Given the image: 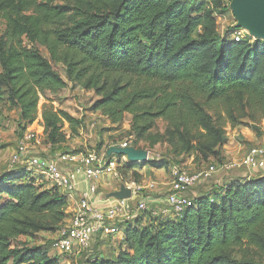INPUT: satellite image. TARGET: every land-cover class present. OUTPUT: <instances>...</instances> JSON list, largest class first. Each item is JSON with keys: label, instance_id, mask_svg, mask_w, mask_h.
I'll use <instances>...</instances> for the list:
<instances>
[{"label": "trees", "instance_id": "trees-1", "mask_svg": "<svg viewBox=\"0 0 264 264\" xmlns=\"http://www.w3.org/2000/svg\"><path fill=\"white\" fill-rule=\"evenodd\" d=\"M230 2L0 0V102L18 108L25 125L34 123L41 96L68 85L52 64L60 63L69 81L96 93L95 109L113 123L132 115L135 147L163 140L175 156L222 161L228 127L247 118L258 127L264 119V39L220 34L217 15ZM42 118L47 140L66 150L64 125L76 134L81 120L47 104ZM159 119L165 132L152 134ZM136 166L119 169L141 182ZM68 208L60 188L25 166L1 170L0 264H61L19 239L56 233ZM122 226L116 257L96 252L85 264H264V174L198 194L176 219L146 212Z\"/></svg>", "mask_w": 264, "mask_h": 264}, {"label": "rangeland", "instance_id": "rangeland-1", "mask_svg": "<svg viewBox=\"0 0 264 264\" xmlns=\"http://www.w3.org/2000/svg\"><path fill=\"white\" fill-rule=\"evenodd\" d=\"M219 23V32L224 36H235L234 32L237 27L238 19L236 17L234 7L232 6V0L227 6L224 12H220L217 15ZM6 23L3 19H0V38L4 33ZM243 29L247 33L246 28ZM41 52L50 59L49 52L45 47L39 46ZM54 69H56L61 76L68 82V85L58 93L46 92L41 96L39 102V113L37 119L32 124H26L20 120V110L16 107H11L10 103L6 100L0 102V145L2 148H6L4 152L7 159L13 147L17 146L22 138V133H25L29 129L41 131L44 129V123L42 118V109L45 104L52 105L55 109L66 110L74 117L81 120V126L78 133L71 134L69 125L65 123L64 130L68 134V138L64 145L66 149L70 150H93L98 149L104 152L109 146L114 143H121L126 140L132 141L135 139V135L132 132V115L127 114L121 123H113L107 116L103 115L100 111L95 109V102L99 99L94 91H88L79 84L73 83L68 80L65 66L60 63L52 62ZM245 124L239 125L236 128L228 127L227 129V143L222 147L223 160L211 159V161L204 162L196 160L193 156L180 155L175 156L166 141H160L154 145H149L145 139L144 142H140L139 146L149 151V161H138L135 169L142 175L141 182L143 184L148 181L154 180L158 183L156 189L145 192V194L153 193L155 196L165 197L170 190L169 183L172 181V168L177 165L186 169L189 172H196L202 168H206L210 165H215L217 171L210 177L203 179L199 184L192 187L186 192V196L194 198L201 193H210L213 189L219 186V181L228 180L234 177H244L248 170L245 167H233L230 169L223 168L224 164L237 163L241 164L242 158L250 147L264 143V119L258 124V127L250 125V119L245 120ZM167 123L161 119L157 121L155 128L152 130V134L165 132ZM131 130V131H130ZM44 131V130H43ZM227 150V154L225 153ZM115 157L124 161L133 162L135 158L131 155H118ZM3 160L0 163V171L3 169H10L8 161ZM159 162H167V166L157 167L154 164ZM222 167V168H221ZM239 169V174H233V169ZM244 171V172H242ZM32 175L38 177V181L47 182V178L39 173H32ZM132 171L125 177L126 180L131 179ZM121 178L111 177L101 180L99 191L104 189H115L110 191H116L119 189ZM169 186V187H168ZM169 188V189H168ZM107 190V191H108ZM109 192V191H108ZM148 203L149 210L154 208L150 202ZM167 206H159L157 208L162 209ZM169 208V206H168ZM147 211L149 214L151 211ZM124 226H122L121 232L114 236L105 238V241L100 243V246L92 245L82 251L81 253H75L71 255H58L55 249L52 247V242L57 235L56 233L41 232L36 237L30 238L22 236L19 240L26 242L30 245H40L44 249L48 250L51 256H59L61 264H85V259L89 255H93L96 252H101L105 256L116 257L119 251L120 243L124 238ZM16 243V242H15Z\"/></svg>", "mask_w": 264, "mask_h": 264}, {"label": "built area", "instance_id": "built-area-1", "mask_svg": "<svg viewBox=\"0 0 264 264\" xmlns=\"http://www.w3.org/2000/svg\"><path fill=\"white\" fill-rule=\"evenodd\" d=\"M234 33L236 40L249 34L239 28H236ZM43 130H27L7 159L4 148L0 146V163L6 159L10 168L23 165L31 173L45 176L50 186L60 188L68 199L76 200L72 214L57 231L52 242V247L58 255L81 253L97 238L114 236L121 232L122 224L133 221L138 214L149 210L145 192L156 189L158 183L154 180L145 184L132 178L126 180L119 168L134 162L127 160L123 162L115 157L116 153L108 152L111 147H135L132 141L114 143L104 152L98 149L87 151L66 149L55 158L46 153L52 151L56 145L47 140ZM149 154L148 151L147 161L150 160ZM236 166L249 170L246 178L254 177L252 172L257 176L264 174V143L250 147L241 164L238 165L236 162L224 164L223 168L230 169ZM216 171L215 165L196 172H189L175 165L171 171L170 191L164 197L167 206L162 209H150L152 216L172 219L182 216L186 208L193 204L194 199L187 197L186 192ZM108 177L121 178L120 180L123 178L121 184L124 183L132 190L131 197L103 199L104 193L99 191V184ZM84 182H87V186L81 189Z\"/></svg>", "mask_w": 264, "mask_h": 264}, {"label": "water", "instance_id": "water-1", "mask_svg": "<svg viewBox=\"0 0 264 264\" xmlns=\"http://www.w3.org/2000/svg\"><path fill=\"white\" fill-rule=\"evenodd\" d=\"M232 6L237 19V28H246L251 36L254 38L264 39V0H232ZM109 154L112 152L118 155L129 154L138 162H147L148 151L145 149H138L135 147H111ZM132 195V190L124 183L121 184L120 189L116 191L105 192L102 197L107 200L110 198L124 199Z\"/></svg>", "mask_w": 264, "mask_h": 264}, {"label": "crops", "instance_id": "crops-1", "mask_svg": "<svg viewBox=\"0 0 264 264\" xmlns=\"http://www.w3.org/2000/svg\"><path fill=\"white\" fill-rule=\"evenodd\" d=\"M18 145V144H17ZM65 146V145H64ZM17 146H15V147H13L14 149L16 148ZM13 149V150H14ZM6 150H8V149H4V152L6 151ZM63 151H65L64 149H62V146H60V145H56L54 148H53V150L52 151H47L46 153L48 154V155H50L51 157H55V158H57L58 157V154L59 153H61V152H63ZM225 153L227 154V150H225ZM242 172H244V171H242ZM250 172H249V170H248V174H249ZM252 175L253 176H257L256 174H254L253 172H252ZM245 177V176H244ZM231 178H229L228 180H226V181H224V180H221V181H219V186H221L222 184H224L225 182H228L229 180H230ZM101 183V182H100ZM86 186H87V182L85 183H82V185H81V189H85L86 188ZM99 186H100V184H99ZM169 187V186H168ZM169 189V188H168ZM108 189H104L103 191H101L102 193H105V192H110V190H115V189H109L108 191H107ZM170 191V190H169ZM168 191V192H169ZM148 202H150L151 203V205H152V207H154V209H156L157 207H159V206H164L166 203L164 202V197H159V196H155L153 193H151V194H148ZM68 201H69V205H70V207L68 208V212L70 213V215L72 214V211H73V209H74V207L76 206V200L75 199H68ZM98 239V238H97ZM96 241V240H95ZM103 242V241H105V239H102V240H100V242ZM99 242V243H100ZM101 242V243H102ZM100 246V245H99ZM98 246V247H99Z\"/></svg>", "mask_w": 264, "mask_h": 264}]
</instances>
